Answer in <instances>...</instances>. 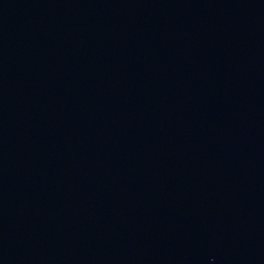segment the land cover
<instances>
[{"label": "water", "instance_id": "1", "mask_svg": "<svg viewBox=\"0 0 264 264\" xmlns=\"http://www.w3.org/2000/svg\"><path fill=\"white\" fill-rule=\"evenodd\" d=\"M0 264H264V0H0Z\"/></svg>", "mask_w": 264, "mask_h": 264}]
</instances>
